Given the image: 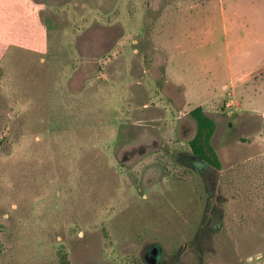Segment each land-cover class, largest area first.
Instances as JSON below:
<instances>
[{"label": "rangeland", "instance_id": "1", "mask_svg": "<svg viewBox=\"0 0 264 264\" xmlns=\"http://www.w3.org/2000/svg\"><path fill=\"white\" fill-rule=\"evenodd\" d=\"M0 264H264V0H0Z\"/></svg>", "mask_w": 264, "mask_h": 264}, {"label": "trees", "instance_id": "2", "mask_svg": "<svg viewBox=\"0 0 264 264\" xmlns=\"http://www.w3.org/2000/svg\"><path fill=\"white\" fill-rule=\"evenodd\" d=\"M190 116L193 118V120L196 123L198 134H200L202 131L207 132L206 134V143H207V141L209 140L215 129V124L213 120L205 114V112L201 107H196L193 110H191ZM195 152L199 155L200 158L206 160L207 162H210L203 156L201 148H198Z\"/></svg>", "mask_w": 264, "mask_h": 264}, {"label": "crops", "instance_id": "3", "mask_svg": "<svg viewBox=\"0 0 264 264\" xmlns=\"http://www.w3.org/2000/svg\"><path fill=\"white\" fill-rule=\"evenodd\" d=\"M235 52H238V50L237 49H235ZM230 58H231V54L229 55V57H228V59H229V64L228 65H230ZM229 72L231 73V67H230V69H229ZM165 74H166V76H169V73H168V60H167V65H166V69H165ZM245 74V73H244ZM173 83H175V84H181L182 86L184 85V83L183 82H180V81H176V80H174V79H170ZM184 97H185V100L187 101V98H186V94L184 93ZM197 107H201V106H197ZM196 108V107H195ZM202 108V107H201ZM194 109V108H193ZM193 109H191V110H193ZM204 110V109H203ZM205 112V111H204ZM206 114V113H205ZM207 115V114H206ZM208 116V115H207ZM209 117V116H208Z\"/></svg>", "mask_w": 264, "mask_h": 264}]
</instances>
